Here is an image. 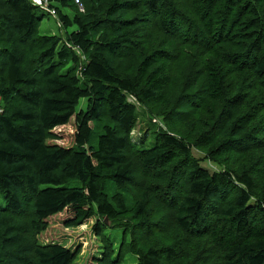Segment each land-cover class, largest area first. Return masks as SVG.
I'll return each instance as SVG.
<instances>
[{"label": "trees", "instance_id": "trees-1", "mask_svg": "<svg viewBox=\"0 0 264 264\" xmlns=\"http://www.w3.org/2000/svg\"><path fill=\"white\" fill-rule=\"evenodd\" d=\"M80 1L49 0L61 42L44 8L0 0V264H72L37 239L64 213L124 229L137 264H264V0ZM137 105L165 126L149 145ZM73 117L75 144L49 145Z\"/></svg>", "mask_w": 264, "mask_h": 264}, {"label": "rangeland", "instance_id": "rangeland-1", "mask_svg": "<svg viewBox=\"0 0 264 264\" xmlns=\"http://www.w3.org/2000/svg\"><path fill=\"white\" fill-rule=\"evenodd\" d=\"M71 17L74 12L68 10ZM46 16L43 18L40 25V35L56 36L65 40L66 31L58 23V19L49 14L50 10L44 9ZM67 12V10H65ZM80 13L84 12L79 11ZM73 29H70V31ZM73 64H69L67 68H71ZM132 100V99H131ZM134 102V101H133ZM87 100L82 99L78 107V111L85 110ZM139 119L137 126L131 134V138L135 144H147L152 141L151 134L156 127L165 129L162 117L157 115L151 107L137 105ZM93 134L91 144L98 146V140L104 132V122H92ZM76 120L71 118L67 125L60 126L52 130L53 137L48 139L49 145H58L61 147H72L75 144ZM193 155L200 160L201 166L211 172L223 169L226 165L233 166L234 159H226L217 157L216 161L209 160L203 150H193ZM110 190L115 191V186L112 185ZM2 201V198L0 202ZM129 204L133 203V198L128 195ZM71 217L67 213L59 215L49 220V227L42 232L38 237V241L42 245L50 243H59L70 249L75 254V259L72 264H109L111 261L114 264H137L138 255L127 250L128 243L131 242V236L124 229L106 228L103 236L97 235L93 227L98 223V218L93 217L87 220L82 225L66 226L65 222ZM172 230L171 232H174Z\"/></svg>", "mask_w": 264, "mask_h": 264}, {"label": "built area", "instance_id": "built-area-1", "mask_svg": "<svg viewBox=\"0 0 264 264\" xmlns=\"http://www.w3.org/2000/svg\"><path fill=\"white\" fill-rule=\"evenodd\" d=\"M32 3H34L36 6L44 8V9H51L52 13L55 14V10L52 9L51 3L49 2V0H30ZM79 11L84 12V7L83 4L80 0H75ZM2 112V110L0 109V113Z\"/></svg>", "mask_w": 264, "mask_h": 264}, {"label": "water", "instance_id": "water-1", "mask_svg": "<svg viewBox=\"0 0 264 264\" xmlns=\"http://www.w3.org/2000/svg\"><path fill=\"white\" fill-rule=\"evenodd\" d=\"M106 223H108V220L106 219Z\"/></svg>", "mask_w": 264, "mask_h": 264}]
</instances>
